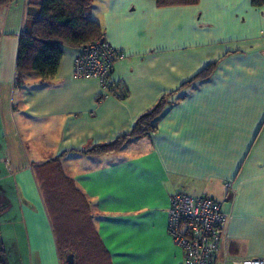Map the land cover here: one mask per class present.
Listing matches in <instances>:
<instances>
[{"label": "crops", "instance_id": "obj_1", "mask_svg": "<svg viewBox=\"0 0 264 264\" xmlns=\"http://www.w3.org/2000/svg\"><path fill=\"white\" fill-rule=\"evenodd\" d=\"M13 2L7 16L20 18L22 28L26 0ZM93 7L104 39L125 54L111 78L127 96L99 101L97 79L74 78L79 49L70 47L53 78L27 76L14 88L12 110L29 148L46 155L32 149V157L15 160L18 171L0 160V182L12 179L16 188L6 210L10 199L0 191V237L18 264H62L30 167L56 156L90 203L98 247L109 256L103 264H181L183 252L167 231L169 198L180 192L211 197L227 214L212 264L264 259V4L95 0ZM210 65L205 80L185 84ZM170 92L177 103L154 133L120 151L79 153L129 132Z\"/></svg>", "mask_w": 264, "mask_h": 264}, {"label": "trees", "instance_id": "obj_2", "mask_svg": "<svg viewBox=\"0 0 264 264\" xmlns=\"http://www.w3.org/2000/svg\"><path fill=\"white\" fill-rule=\"evenodd\" d=\"M13 1L15 0H0V7ZM94 1L26 0L16 51L14 88H23L27 76L43 80L53 78L63 55V47L80 51L87 44L104 39L101 24L87 16ZM154 1L157 5L169 6L186 0ZM251 2L254 6L264 4V0ZM212 69L213 65L204 68L185 84L205 80ZM112 87V96L121 100L126 98L127 88L122 83L116 82ZM173 96L174 92L161 95L151 109L135 120L129 132L108 143L87 145L79 153L99 155L120 151L133 140L154 133L158 120L177 103L178 99ZM105 97L101 95L98 100ZM30 167L46 209L61 263L72 253L74 264H96L97 258L103 264L109 256L102 247H98L100 244L90 203L74 181L65 174L60 156L31 163ZM0 264H18L16 251L1 237Z\"/></svg>", "mask_w": 264, "mask_h": 264}, {"label": "built area", "instance_id": "obj_3", "mask_svg": "<svg viewBox=\"0 0 264 264\" xmlns=\"http://www.w3.org/2000/svg\"><path fill=\"white\" fill-rule=\"evenodd\" d=\"M125 54L105 39L82 47L74 59L75 77L97 79L105 96H112L114 64ZM231 186V183H228ZM227 214L211 197L174 193L169 198L167 231L183 252L181 264H212L219 251ZM235 264H264V259H232Z\"/></svg>", "mask_w": 264, "mask_h": 264}, {"label": "rangeland", "instance_id": "obj_4", "mask_svg": "<svg viewBox=\"0 0 264 264\" xmlns=\"http://www.w3.org/2000/svg\"><path fill=\"white\" fill-rule=\"evenodd\" d=\"M13 4L16 5L15 2H13ZM7 9L8 5L0 7V145H2V148H0V160L1 158H5V163L2 164L4 166L12 168L15 171H18V169H15V167L17 166L16 162L20 160L23 161V159H26V157L28 156L32 157V149L37 148L38 150H40V152L42 153L41 156L43 158H45L46 155L44 154V148L42 147L36 146L33 148H29L31 141L25 138L26 135H24L21 127L24 124L21 125V121L19 120V122L17 120L20 119V117L15 114L14 110H12V104L15 103V99L13 101V91L15 87L13 79L17 44L19 40V34H16L15 30L21 27L20 18L16 17L17 21H13L12 18L7 16ZM98 12V10H96L95 12V8L93 7V5H91L87 11V16L88 18L98 21ZM74 78L82 79L84 77L74 76ZM18 122V127L20 128V132L23 135L22 139L19 137V131L15 127ZM35 140L43 142L42 138H37ZM228 187L231 189L232 185ZM0 191H2V194L10 199V202L7 203L5 201L3 203V207L6 210L8 206L13 204L14 195L16 194V188L13 184V180L7 178L3 179L0 182ZM3 225L4 224L1 222L0 229L4 227Z\"/></svg>", "mask_w": 264, "mask_h": 264}, {"label": "water", "instance_id": "obj_5", "mask_svg": "<svg viewBox=\"0 0 264 264\" xmlns=\"http://www.w3.org/2000/svg\"><path fill=\"white\" fill-rule=\"evenodd\" d=\"M63 264H74V255L72 253L68 254L65 257V260H64Z\"/></svg>", "mask_w": 264, "mask_h": 264}]
</instances>
